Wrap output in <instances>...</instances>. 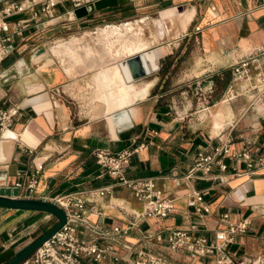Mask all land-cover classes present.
Listing matches in <instances>:
<instances>
[{
	"label": "crops",
	"instance_id": "1",
	"mask_svg": "<svg viewBox=\"0 0 264 264\" xmlns=\"http://www.w3.org/2000/svg\"><path fill=\"white\" fill-rule=\"evenodd\" d=\"M90 1L80 0V5ZM140 1H146L144 6H155V11L165 9L170 28L160 18L150 20L144 15L60 38L52 47V53L47 42L40 40L41 34L58 26L46 27L51 24L50 20L63 14L70 20L75 19L71 10L78 6H73V0H57L51 18L42 13L33 17L30 8L7 18L11 38L0 47V107L14 103L19 111L10 128L0 129V193L25 197L24 189L14 184L27 182L36 169L38 180L34 198L104 186L115 179L97 162L94 149L101 147L115 152L142 142L144 146L124 163V171L128 176L156 177L157 185L174 198L175 210L163 218L138 220L131 211L141 210L142 202L126 186L115 185L86 203L85 215L89 220L110 227L125 226L134 219L126 238L135 242L142 238L143 232L187 226L190 222L196 224L199 233L211 236L214 229L222 225L219 215L227 211L232 220H248L246 231L235 234L234 241L228 245L229 251L236 256L263 251L264 116L260 119L252 116L231 135L232 128H238L236 125L242 117H233L236 105L232 96L212 101L206 107L216 105L211 111L213 133L224 128L227 118L234 119L225 138L207 137L204 132H195L189 122L183 121V116L173 114L172 106L159 98L162 92H151L157 83L158 70L142 82L135 80L132 85H124L126 82L118 63L134 56L136 51L157 47L161 51L159 65L171 60L173 67L193 58V65L203 66L198 75L220 73V68L229 67L249 54L258 57L257 65L251 67L252 74L256 66L264 72V0ZM2 3L0 1V8ZM127 5H133L139 14L145 12L135 0H118L114 6L93 10L76 19L79 22L104 19L130 7ZM38 7L39 4L34 8ZM18 22L22 24L19 31L15 30ZM159 24L170 37L150 46L157 38L154 29ZM127 26L134 29L139 40L133 44L135 53L116 57L115 51L124 50L125 46L120 35L114 34L116 30L126 31ZM141 38L147 43H142ZM47 57L51 61L47 62ZM88 69L94 70L91 81L96 87L97 98L93 95L92 100L96 101H90L84 106L87 109H83L79 99L66 91L82 81L83 78L77 76ZM43 93L47 94L48 105L38 107L33 101H25ZM132 95L135 99L131 100ZM244 109L248 107L241 108L239 114ZM110 115L113 128L107 118ZM220 139H230L234 148L250 147L262 155L263 162L254 168V174H250L244 161L236 162L226 156V169L214 166L211 170L222 175L224 180L213 176L197 178L193 185L203 192L211 208L210 213L199 214L186 203L189 185L185 182L175 185L173 177L186 172L198 146L214 144ZM43 213L42 210L0 206V264L52 226H44L43 221L50 214ZM150 241L154 248L163 249L154 238ZM204 261L208 259L202 257L194 264H205Z\"/></svg>",
	"mask_w": 264,
	"mask_h": 264
},
{
	"label": "built area",
	"instance_id": "2",
	"mask_svg": "<svg viewBox=\"0 0 264 264\" xmlns=\"http://www.w3.org/2000/svg\"><path fill=\"white\" fill-rule=\"evenodd\" d=\"M2 1L0 8V47L11 38L8 32L7 18L25 9H32L33 17L38 13L52 16L57 0H20ZM73 6H79L80 0H73ZM39 4L38 8H34ZM72 17H75L71 10ZM22 24L17 23L19 31ZM3 32V33H2ZM258 57L252 54L239 59L233 70V80L252 75V65H257ZM254 76L264 80L262 68L256 66ZM19 111L17 104L0 107V129L12 126ZM144 143L126 146L111 152L105 148H96L93 153L97 162L103 166L115 182L99 187H87L55 194H43L40 198L52 201L60 206L66 214V221L48 239L37 246L19 264H194L202 257L208 259L205 264H264V250L258 253H243L233 255L228 245L234 241L236 233H243L248 227L247 218L238 221L232 220L227 211L219 215L221 226L214 229L209 236L198 232L194 223L187 226H175L159 229L152 233L143 232L142 238L132 242L126 238L133 227L134 219L125 226L119 224L106 227L92 222L85 215L86 203L94 201L96 197L104 195L115 185L129 188L136 199L142 202L143 208L131 211L134 218L141 220L149 217L163 218L175 210L174 198L167 195L165 190L158 186L154 176H128L124 171V163L138 151ZM31 151V150H29ZM230 157L236 162L244 161L247 172L255 173V167L263 162L261 154L255 153L250 147L234 148L230 139H220L219 142L200 145L193 154L191 164L186 172L174 176L175 185L187 183L190 187L186 203L192 206L196 213H210L211 208L203 198V192L193 183L197 178L207 176L225 178L211 170L218 166L220 170L227 168L224 157ZM38 180V170H34L28 181H16V187L24 189V195L34 198ZM50 214V213H49ZM154 238L163 245V249H156L152 245Z\"/></svg>",
	"mask_w": 264,
	"mask_h": 264
},
{
	"label": "rangeland",
	"instance_id": "3",
	"mask_svg": "<svg viewBox=\"0 0 264 264\" xmlns=\"http://www.w3.org/2000/svg\"><path fill=\"white\" fill-rule=\"evenodd\" d=\"M135 1L137 2V6H142L141 9L145 12L139 14L137 10H134L133 5H127L130 7L111 17H105L104 19L98 18L96 21L88 20L84 22H79L76 18L70 20L68 19L67 14H63L61 17L49 21L51 24L46 27L52 25L58 26L45 30L41 34L40 40L47 42V46H50V51L52 53V47L58 39L69 38L71 35H79L86 29H94L97 26L107 23H120L122 21L136 19L140 16L146 15L150 20L160 18L165 26L168 24L165 18V9L155 11L153 10L155 9V6H144L147 5L146 1ZM46 18L51 17L47 16ZM168 27L170 28L169 24ZM154 32L155 34L157 32V40L155 39L150 46L157 43L160 44L162 41L170 37V34H166L164 27L161 24L154 29ZM186 60L185 63L181 65L176 64L171 68L168 77H164L156 72V75L158 76V85L155 92H162V95L159 98H161L163 102H167L172 106L173 114H180L183 116V121L189 122L195 132H204L207 137L210 135L212 137L222 136L225 138L231 127L230 123H232L234 116L242 115L238 125H236L238 128H232L231 135L238 132L241 128L240 126L244 124L245 121L251 120L252 116H259V119L261 116H264V80L261 77L254 76L253 73L250 77H241L237 80H233V70L235 69L236 61L229 67L219 69L220 72L224 69H229V80L224 84L223 80L227 74L221 73L222 77L216 82L211 76L207 75L208 73L198 75L202 71L203 66L193 65V58H187ZM188 61L189 63H187ZM93 71L94 70L92 69H88L84 72H80L82 74H78L79 76H77V78L82 77L83 80L70 86L66 91L70 96L79 99V103L83 109H87L84 106L87 103H90V101H96L92 100L93 95L94 98H97L96 87L91 81ZM152 73L140 76L136 78V81L142 82L143 80L150 78ZM230 96H232L231 100L233 104L236 105V113L233 114L232 118H227L225 126L223 125V129L217 133H213L211 131V111L215 109L216 105L212 107L206 106L212 103V101L228 98ZM245 107H248V109H244L239 114V110ZM47 213L49 212L44 211L43 214ZM43 222L45 227L51 226L53 223L57 222V216L50 213L48 217H45Z\"/></svg>",
	"mask_w": 264,
	"mask_h": 264
},
{
	"label": "water",
	"instance_id": "4",
	"mask_svg": "<svg viewBox=\"0 0 264 264\" xmlns=\"http://www.w3.org/2000/svg\"><path fill=\"white\" fill-rule=\"evenodd\" d=\"M98 1L100 0H91L86 4H82L74 8L73 12L75 16L80 18L86 16L89 12L93 10H99L109 6H114L118 3V0H101V2ZM126 61L129 63L132 70V74L135 78L152 73V71L142 70L138 67L140 61H142V63L144 62L143 52H138L137 54H134L133 57L127 58ZM159 67L160 65L158 66L157 70L159 69ZM22 167L25 168V166ZM0 206L17 209L42 210L57 216V223L55 225H53L49 230L41 234L39 237L29 243L25 248H23L19 253H17L15 256L10 258L3 264H19L37 246H39L44 240L48 239L56 230H58L66 221L65 211L54 202L46 201L44 199L17 197L0 193Z\"/></svg>",
	"mask_w": 264,
	"mask_h": 264
},
{
	"label": "bare ground",
	"instance_id": "5",
	"mask_svg": "<svg viewBox=\"0 0 264 264\" xmlns=\"http://www.w3.org/2000/svg\"><path fill=\"white\" fill-rule=\"evenodd\" d=\"M98 2H101V0L100 1H98ZM133 25V24H132ZM142 28V27H141ZM126 29V31L124 32V31H122V30H116V33L114 34V35H120V38H122L123 39V42L122 43H124V46H125V49L124 50H122V49H120V51L118 52L116 49V57L117 56H122V55H128V54H130L131 52H134L135 53V50L133 49V44L135 43V42H138L139 40H138V37H136L135 36V31H134V29L132 28V27H129V26H127V28H125ZM138 31H139V29H138ZM143 31H144V29H143ZM140 32V31H139ZM111 36H113V35H111ZM141 41H142V43H147L145 40H143V38H141ZM42 52V51H41ZM136 52H140V51H136ZM111 53V52H110ZM39 54V53H38ZM161 54V51H160V49L159 48H153V49H150V50H147V51H144L143 52V55H144V62L142 63V61H140V64L138 65V67L139 68H141L142 70H148V71H152V72H155L156 70H157V68H158V66H159V55ZM131 55H133V54H131ZM130 55V56H131ZM131 57H133V56H131ZM35 58V57H34ZM40 58V57H39ZM48 58V57H47ZM41 59V58H40ZM39 59V60H40ZM127 59H125V60H123V61H121V62H119L118 63V68H119V70H120V72H121V74H122V76H123V79H124V81L126 82V84H124V85H132V84H134V82L133 81H135L136 80V78L133 76V74H132V70H131V67H130V65H129V63L126 61ZM48 61H51V58L49 57L48 59H47V62ZM41 66V65H40ZM43 66V65H42ZM38 71V70H37ZM36 72V71H35ZM39 73V72H38ZM114 76H116V73H114ZM50 78V77H49ZM48 78V79H49ZM123 89V88H122ZM127 89H129L130 91H131V89L129 88V87H127ZM135 96L134 95H132L131 96V100L132 99H135L134 98ZM124 99V98H123ZM120 100H121V98H120ZM119 100V101H120ZM26 102H28V101H33V102H35L36 103V105L38 106V107H42V106H45V105H48L49 104V100H48V97H47V94L46 93H43V94H40V95H38V96H36V97H34V98H27L26 100H25ZM126 102V101H125ZM120 105H121V103H120ZM125 116H126V113H125ZM108 118V120H109V122H110V124H111V127L113 128L114 127V124H113V121H112V116L110 115V116H108L107 117ZM9 131V130H8ZM11 132V131H10ZM13 133V132H12ZM10 136V135H9ZM118 202H120V201H118ZM125 203V202H124ZM128 205V204H127Z\"/></svg>",
	"mask_w": 264,
	"mask_h": 264
},
{
	"label": "trees",
	"instance_id": "6",
	"mask_svg": "<svg viewBox=\"0 0 264 264\" xmlns=\"http://www.w3.org/2000/svg\"><path fill=\"white\" fill-rule=\"evenodd\" d=\"M174 67V66H173ZM173 67H171V60H166L164 63L162 62L161 63V65H160V67H159V69H158V73L160 74V75H162V76H164V77H168V74L170 73V70H171V68H173ZM221 73H223V74H227V76L225 77V79L223 80V83L224 84H226L227 82H228V80H229V76H230V73H229V69H224L222 72H220V73H215V74H213L212 76H211V78L212 79H214L216 82H218L219 81V79L222 77L221 76ZM167 74V76H165ZM157 85H158V82L154 85V87L152 88V90H151V92L153 93V92H155V89H156V87H157ZM57 223V222H56ZM56 223H54L53 225H55ZM52 225V226H53ZM51 226V227H52ZM50 227V228H51ZM50 228H48L47 230H49ZM46 230V231H47ZM45 231V232H46Z\"/></svg>",
	"mask_w": 264,
	"mask_h": 264
}]
</instances>
